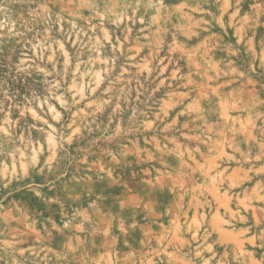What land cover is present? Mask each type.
Returning <instances> with one entry per match:
<instances>
[{
  "label": "rangeland",
  "instance_id": "1",
  "mask_svg": "<svg viewBox=\"0 0 264 264\" xmlns=\"http://www.w3.org/2000/svg\"><path fill=\"white\" fill-rule=\"evenodd\" d=\"M0 264H264V0H0Z\"/></svg>",
  "mask_w": 264,
  "mask_h": 264
}]
</instances>
